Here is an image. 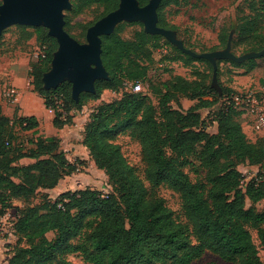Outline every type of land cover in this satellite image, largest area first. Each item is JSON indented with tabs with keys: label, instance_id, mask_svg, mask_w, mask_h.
I'll list each match as a JSON object with an SVG mask.
<instances>
[{
	"label": "trees",
	"instance_id": "1",
	"mask_svg": "<svg viewBox=\"0 0 264 264\" xmlns=\"http://www.w3.org/2000/svg\"><path fill=\"white\" fill-rule=\"evenodd\" d=\"M166 1H161L157 8L158 25L164 28L169 27L162 15ZM138 2L144 5L148 0ZM95 3H104L102 17L117 7L118 0H77L72 11ZM247 4L249 14L239 17L232 51L242 44H245L243 51L264 48V32H260L264 0H249ZM17 26L41 29L40 26ZM227 36L224 31L219 35L223 46ZM49 38L51 45L44 48L28 74L32 90L41 95L46 108H52V124L56 128L72 124V110L80 107L84 97L94 98L104 89L116 90L127 81L145 79L146 67L136 69L139 65L135 56L141 51L147 52L150 42L162 41L173 52H179L160 35L140 31L134 40L125 41L115 28L111 34L101 36V60L109 79L95 81V93H81L76 102L71 98L68 82L55 89L43 88L42 74L49 69L57 46L53 37ZM182 55L187 62L205 60ZM245 63L252 66L255 59ZM198 84L180 76L160 85L148 81L147 88L158 98L160 120L156 108L142 92H126L118 100L100 104L84 127L82 143L95 166L104 170L114 194L102 195L91 188L66 190L40 207L21 205L15 215V232L26 244L15 247L8 264H51L55 257L65 261L71 252H77L89 264H190L205 250L238 264H263L247 226L255 228L264 246V211L245 208V197L251 201L264 199V181L251 182L243 190L237 165L244 161L262 162L264 138L259 142L246 138L238 121L242 111L225 105L234 91L219 94L209 85L199 89ZM204 96H211L212 100ZM186 97L197 103L183 110L179 102ZM214 99L221 101V111L216 117V132L209 133L203 126L199 109L210 107ZM18 120L22 129L36 132L38 123L33 116L18 117ZM12 123L0 113V197H3L0 215L10 207L11 199L23 198L37 189H51L61 178L76 171L53 136L38 135L35 147L21 153L13 143ZM128 128H133L140 139L147 180L153 186L167 183L179 192L185 214L203 237L196 246H190L186 228L174 219L163 201L147 195L143 181L120 148L106 139ZM24 156L35 162L15 164L17 158ZM187 165H198L205 170L204 185L189 179L182 170ZM84 228L89 230V246L72 245L70 239ZM48 232H54L51 239L47 237Z\"/></svg>",
	"mask_w": 264,
	"mask_h": 264
},
{
	"label": "rangeland",
	"instance_id": "2",
	"mask_svg": "<svg viewBox=\"0 0 264 264\" xmlns=\"http://www.w3.org/2000/svg\"><path fill=\"white\" fill-rule=\"evenodd\" d=\"M248 1L249 0H167L162 8V15L166 25L169 26L168 28L176 32L177 37L182 40L187 48L196 52H209L224 48L219 42V35L223 33V31L228 34L227 40L231 34V42L235 41L236 35L234 31L240 23L239 17L249 14ZM70 2L71 8L64 11V21L66 20L64 28L77 41L84 42L86 29L98 20L104 12V3L90 4L82 7L80 10L72 11L74 5L77 4V0H70ZM260 23V25H262L260 32H264V17ZM40 28L39 30H35L34 28L22 29L17 25H13L4 29L0 35V113L8 117L11 123L13 122V143L17 145L21 153L28 151L30 147H35V139L38 135L45 136V134H39V130L32 132L33 130L22 129V125H20L18 120V117L29 116V112L23 114L22 105H27L32 109V104H34V100L28 101V99H26L27 102L25 104L24 96L33 92L39 98H42L40 94L32 90L31 85L26 84L27 79L30 78L28 74L29 69L40 59V55L44 53V48L51 45V39L49 38L51 36L47 34V29L41 26ZM115 28L118 36L125 41L134 40L138 32L144 31L143 25L139 21H124L119 23ZM244 47L245 44H242L239 48L234 49L233 52L235 54L247 52L243 51ZM147 49V52L141 51L135 56L136 64L139 65L138 68L136 66V69H139V67H146V78L139 81L142 85V89L138 92H142L148 96L149 101L156 108V116L159 120L158 98L147 88L148 81L154 85H160L161 83L171 80L175 76H180L187 82L194 84L199 83V89L202 85H209L211 88L215 89L211 86L212 67L207 60L187 62L180 50L179 52H173V50L164 45L162 41L150 42ZM169 57H174L176 59L170 60ZM216 79L219 90H215L218 91L219 94L222 91H234L235 93L249 90L258 91V97L264 101L260 93L261 89H264V56L255 59V63L252 66L245 62L234 65L230 60H218ZM9 83L19 88L21 92L19 103H9L2 98V89ZM131 83L133 82L127 81L123 87L116 90L104 89L94 98L84 97L80 107L78 109H73L72 113L76 115L78 121L84 122L83 126L85 127L86 123L89 121L90 115L100 104L122 98L124 93L131 91ZM203 98L212 100L211 96H204ZM181 100H186L187 103L183 106L182 103L179 102L183 110L193 108L197 103L196 100H191L188 97ZM221 104L220 100L217 101V99H214L213 105L199 109L204 119L203 126L209 133L216 132V117L218 112L221 111ZM172 106L176 107L175 103H172ZM26 109L28 110V108ZM245 115L247 117L245 119L246 124L243 132L246 138L251 142H259L264 138V128L255 130L253 128V116ZM106 139L120 148L127 163L143 181L147 190V195L160 198L163 201L172 211L174 219L186 228L190 238V246H196L203 237L194 230L191 220L185 214L179 192L170 187L167 183L153 186L147 180L145 153L136 131L133 128L124 129L112 133L106 137ZM34 162L35 159L24 156L17 158L15 164L20 166ZM79 162L80 163L76 165L79 171H75L69 178H64L65 180L60 182L63 191L91 188L100 191L102 195L114 194L104 170L95 168L86 170L83 168V161ZM237 169L241 174L240 187L243 190L251 182L264 181V160L258 164H250L247 161L240 162L237 165ZM182 170L188 175L192 182L203 185L206 183L205 170L201 166L187 165L183 167ZM57 196V192L55 190H50V188L37 189L34 193L23 198L11 199L8 209L16 215L18 210L23 206L40 207L46 200H53ZM2 199L3 197H0V206L2 205ZM245 208H252L258 212L264 211V199L251 201L249 198L245 197ZM247 228L258 250L260 259L264 264V246L260 243L255 228L250 226H247ZM88 234L89 230L84 228L78 236L71 238L69 242L72 245L84 244L88 247ZM53 235L54 232L47 233L49 239H51ZM24 244H26L25 239L15 232L11 242L3 243V245H5V250L0 253V264H8V260L12 256L15 247ZM51 264L89 263L77 252H71L66 255L65 261L55 257ZM190 264H238V262L225 259L213 251L205 250Z\"/></svg>",
	"mask_w": 264,
	"mask_h": 264
},
{
	"label": "water",
	"instance_id": "3",
	"mask_svg": "<svg viewBox=\"0 0 264 264\" xmlns=\"http://www.w3.org/2000/svg\"><path fill=\"white\" fill-rule=\"evenodd\" d=\"M161 1L148 0L140 5L138 0H118L117 7L91 24L86 29L85 41L79 42L64 29V11L71 8L70 0H0V35L13 25L45 27L57 48L52 53L49 69L42 74L43 88L55 89L68 82L71 98L76 102L81 93H95V81L109 79L101 60V36L111 34L124 21H139L145 33L160 35L182 53L207 60L212 66L211 86L217 90L218 60L242 63L264 56V48L233 53L231 34L224 48L219 50L196 52L185 47L174 30L158 25L157 8Z\"/></svg>",
	"mask_w": 264,
	"mask_h": 264
},
{
	"label": "crops",
	"instance_id": "4",
	"mask_svg": "<svg viewBox=\"0 0 264 264\" xmlns=\"http://www.w3.org/2000/svg\"><path fill=\"white\" fill-rule=\"evenodd\" d=\"M28 101H33L34 104H32V109H30L27 105L23 106V114L25 112H29V116H33L38 123L36 130H39V134H45V136H53L56 137L59 140L60 147L65 152V156L69 163L72 165H77V163H80L79 161H83L84 169L90 170L92 168L98 169L93 160L90 157L88 149L83 145L82 143V137H83V131L84 126L81 121H78L76 119V115L73 113V122L70 125H64L61 128H56L52 124V117L53 114H50L47 112V108L44 106V101L42 98H39L35 93H30L24 96L25 104ZM41 101H40V100ZM182 105L186 103V100L180 101ZM28 108V110L26 109ZM246 115L240 114L238 116V121L241 124V127L244 131V126L246 124ZM242 119V120H241ZM86 120V119H85ZM86 164V165H85ZM87 167V168H86ZM100 170V169H99ZM74 173L70 174L73 175ZM70 175H66L63 178H61L58 183L55 185V187L51 188L50 190H55L57 194L63 192L60 186V182L64 181L66 178H69ZM65 178V179H64ZM5 250V245H3L2 242H0V253Z\"/></svg>",
	"mask_w": 264,
	"mask_h": 264
},
{
	"label": "built area",
	"instance_id": "5",
	"mask_svg": "<svg viewBox=\"0 0 264 264\" xmlns=\"http://www.w3.org/2000/svg\"><path fill=\"white\" fill-rule=\"evenodd\" d=\"M30 78L27 79L26 84L29 85ZM142 89L140 82H134L130 84V90L138 92ZM258 91H245L234 93L228 99L225 100V105L231 106L236 110L242 111L243 114L252 115L253 128L255 130H261L264 128V101L258 97ZM260 93L264 98V89H261ZM21 92L14 84H7L1 92L2 98L9 103H19ZM62 103L61 100L58 101ZM47 112L53 114L52 108H47ZM76 166V165H75ZM76 171H79L76 166ZM15 221L16 216L10 209H6L2 215H0V242L8 243L12 241L15 234Z\"/></svg>",
	"mask_w": 264,
	"mask_h": 264
}]
</instances>
